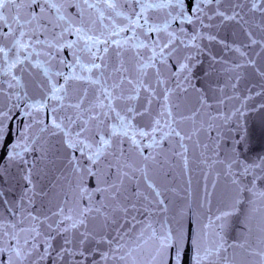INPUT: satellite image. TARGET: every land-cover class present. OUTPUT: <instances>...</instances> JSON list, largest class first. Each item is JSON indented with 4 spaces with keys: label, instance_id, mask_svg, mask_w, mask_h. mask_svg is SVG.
Wrapping results in <instances>:
<instances>
[{
    "label": "snow or ice",
    "instance_id": "obj_1",
    "mask_svg": "<svg viewBox=\"0 0 264 264\" xmlns=\"http://www.w3.org/2000/svg\"><path fill=\"white\" fill-rule=\"evenodd\" d=\"M0 264H264V0H0Z\"/></svg>",
    "mask_w": 264,
    "mask_h": 264
},
{
    "label": "water",
    "instance_id": "obj_2",
    "mask_svg": "<svg viewBox=\"0 0 264 264\" xmlns=\"http://www.w3.org/2000/svg\"><path fill=\"white\" fill-rule=\"evenodd\" d=\"M239 229H237V231H238Z\"/></svg>",
    "mask_w": 264,
    "mask_h": 264
}]
</instances>
